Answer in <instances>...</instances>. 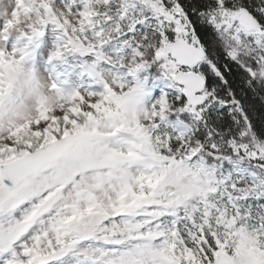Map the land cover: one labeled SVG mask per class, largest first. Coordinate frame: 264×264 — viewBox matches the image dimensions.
<instances>
[{
	"label": "snow or ice",
	"instance_id": "obj_1",
	"mask_svg": "<svg viewBox=\"0 0 264 264\" xmlns=\"http://www.w3.org/2000/svg\"><path fill=\"white\" fill-rule=\"evenodd\" d=\"M0 264H264V0H0Z\"/></svg>",
	"mask_w": 264,
	"mask_h": 264
}]
</instances>
